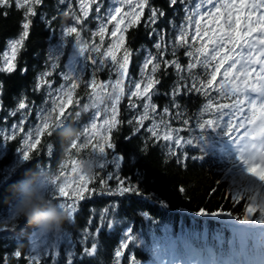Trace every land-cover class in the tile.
<instances>
[{"label": "snow or ice", "instance_id": "snow-or-ice-1", "mask_svg": "<svg viewBox=\"0 0 264 264\" xmlns=\"http://www.w3.org/2000/svg\"><path fill=\"white\" fill-rule=\"evenodd\" d=\"M78 2L77 13L71 7V0H56V14L69 17L72 23L62 26L61 43L49 48L44 70L38 73L31 88L34 95L42 91L44 99L38 105L35 100L27 102L22 96L17 108L9 112L10 116L15 117L19 111L20 120L10 126L9 134L0 132L4 142L15 140L17 131L25 133L22 125L35 110L36 123L22 137L23 147L18 152L19 159L26 164L32 159L30 153L41 144L45 134L48 137L59 134L61 129L69 126V118L74 116L78 119L83 113L95 109L90 121L78 129L79 139L67 145L65 152L68 159L63 163L57 162L58 171L50 172L48 165L37 164L41 171L51 176L46 186L48 197L74 221L80 210V202L93 196H150L141 192L138 183L120 175L125 156L116 153L113 132L126 124L131 132L125 140L146 134L141 141L140 151L147 153L150 148L159 146L165 158L181 169L186 170L190 162H202L206 157H218L226 165L223 178L229 181V185L224 197H231L233 205L244 200L243 214L234 216L231 211L222 208L212 212L202 208L196 213L197 216H224L230 218L225 223L235 220L240 225L264 226V0H195V3L192 0H168V7L174 9V17L180 11L184 13L179 25L174 18L168 21L176 32L170 42L166 40L167 30L156 27L166 13L153 5L151 0H112L107 8L105 0ZM65 4L69 5L67 10L60 11L59 6ZM178 4L181 6L179 9L176 8ZM43 5L44 0H0V9H11L13 6L17 10L23 9L22 31L18 38L8 41V51L3 54L0 73L16 72L18 55L25 48L33 25L32 18L38 15L37 7ZM146 9L148 16L145 19ZM2 14L6 17L8 12L3 11ZM39 15L50 34H54L51 24L57 15L51 19L43 11ZM142 21L149 39L156 37L152 45L156 53L143 49L146 54L137 80L129 77L133 50L127 47V33L134 27H140ZM92 22L96 23V28L91 30L90 38H86L83 33L89 30L88 24ZM65 37L73 38L68 70L57 72L68 43ZM106 37H109L107 47ZM181 48L188 58L186 64L179 59ZM168 56L171 58L166 59ZM80 58L93 66L88 80L84 79L82 69L77 73L76 65ZM169 68L173 70L175 79L167 92H161L157 87L161 83L157 73L168 75ZM197 68L200 72L194 71ZM104 70L115 73L116 79L99 80L97 74ZM27 71L26 66L20 68L21 75ZM56 76L61 78L58 85L55 84ZM125 81H128L127 91ZM82 84L87 96V102L83 105L80 103L81 97L76 94ZM2 95L3 83L0 82V105ZM126 95L127 108L132 115L127 121H121L119 105ZM159 95L168 97V104L162 109L153 101V97ZM191 95L202 97L204 103L189 115L187 105L181 98ZM73 105L76 110L69 111ZM102 114L104 118L98 126ZM146 121H150L147 127ZM174 122L179 126L174 127ZM3 146L4 143H0V158L5 155ZM89 146L91 149L87 158H73V150L78 155ZM108 150H111V155ZM52 152L53 145L49 143L47 155L51 157ZM134 155H129L130 161ZM69 161L72 164L71 173L78 176L75 181L60 170ZM109 166L113 170L104 175L96 171ZM97 179L99 183L96 187H89ZM113 180L114 185L109 183ZM178 190L181 194L186 191L183 186ZM216 192V189H212L209 195ZM118 203L110 201L98 218L90 209L87 224L77 241L74 242L67 232L50 236L34 231L29 252L24 254L17 248L12 256L17 260L23 258L26 264H39L41 254H51L55 264L60 244L65 243L69 246L66 264H73L75 245L79 243L82 246L81 257H95L100 232L111 231L114 226L123 223L122 219L117 218ZM158 203L162 208L168 207L164 200ZM139 214L146 220L152 219L147 212ZM93 219H97L95 229L91 228ZM20 220L12 205L7 218L0 219V232H15L18 227L23 230L27 223L24 221L21 225ZM232 226L238 234L248 231L235 224ZM121 236L112 255V264H143L130 250V245L135 248L145 245V241L133 233L130 224L122 229ZM90 237L92 243L88 246ZM216 239L221 246L219 255L215 248L208 245L206 237L203 246L198 248L188 238L174 239L169 236L163 244H155L152 251L159 264H230V261L223 260V240L220 237ZM240 246L242 254L246 246L243 236ZM126 252L128 256L125 261ZM4 259L6 261L7 254Z\"/></svg>", "mask_w": 264, "mask_h": 264}, {"label": "trees", "instance_id": "trees-1", "mask_svg": "<svg viewBox=\"0 0 264 264\" xmlns=\"http://www.w3.org/2000/svg\"><path fill=\"white\" fill-rule=\"evenodd\" d=\"M112 0H105V7L107 8ZM195 3V0H192ZM151 3L159 8H162L166 15L160 19L156 27L164 28L167 30V41H171L175 37L176 32L172 29L168 21L170 19L175 20V23L179 25L181 18L184 15L180 11L175 17L173 16L174 9L168 7V0H151ZM69 5H60L59 10H67ZM71 7L78 13L79 2L78 0H71ZM181 6H176L179 9ZM7 11L8 15L5 17L2 13ZM43 11L44 15L51 19L56 14V0H44L43 6L37 7L38 15L33 17V25L30 29V35L25 41V48L21 50L18 55L17 64L18 68L16 72L0 73V82L3 83V95L2 105H0V132L9 134L10 126L17 123L21 116L20 112H17L15 117L9 115L11 110L17 108L18 102L23 96L27 102L35 100L36 104H40L44 99V94L41 91L40 94L34 95L31 88L37 78L39 72L44 70L46 57L50 47H55L61 43L60 32L62 26H67L72 23L69 17L63 15H57V18L52 21L51 27L54 30V34H50L49 28L45 26V23L41 20L39 13ZM103 11V10H102ZM23 9L17 10L15 6L11 9H0V64L2 62L3 54L8 49V41L10 39L18 38L21 29ZM94 14V13H93ZM148 16L147 9L145 10V19ZM91 20V16L89 18ZM96 28V23L92 22L88 24V31L83 33V36L90 38L92 29ZM111 31V26L109 27ZM127 47L133 50V56L131 58V65L129 68V77L133 79L140 78V72L142 62L145 57L144 48H147L156 53V50L152 47L156 37L153 36L149 39L148 32L143 26L138 28H132L127 33ZM68 41L64 48L65 55L60 59V67L56 70L67 71V63L69 61V55L72 50L71 41L72 37H65ZM99 42V38H95ZM109 37L105 38V47H107ZM170 50V49H169ZM179 59L182 64L188 62V58L184 55V49L179 50ZM170 59L171 57H165ZM27 67L26 74L21 75L20 68ZM77 73L79 74L82 69V75L85 80L90 79V75L93 66L89 61L82 58L79 59V63L76 65ZM151 66H149V71ZM195 72H200L197 68ZM168 75L163 73H157V76L161 78V83L157 86L161 92H167L172 84L175 76L172 74L173 70L168 69ZM98 79L101 81H107L109 78L116 79L115 73H109L107 70L99 72ZM53 79V78H49ZM55 84L61 83L59 76L54 77ZM128 81L125 83L126 91ZM55 86V85H54ZM110 87V86H109ZM78 97H81L80 103L83 105L87 102V96L85 94V88L83 84L76 90ZM215 95V93H213ZM135 99V98H133ZM182 102L187 105L189 115L195 113L201 105L204 103V99L197 95H191L188 97H182ZM154 103L159 108H163L168 104V97L164 95L154 96ZM108 103V101H106ZM128 97L127 95L121 101L119 105V119L121 121H127L132 112L127 108ZM103 107V106H101ZM76 106L73 105L69 108V111H75ZM95 109H90L89 112L83 113L80 118L71 117L67 121L69 126L76 128L80 127L90 121ZM138 112L139 109H136ZM104 118L103 114L99 121ZM98 121V122H99ZM36 123L35 110L33 115L29 116L26 122L22 125L25 129V133L31 130L32 126ZM150 121L145 122V127L148 126ZM173 126H179L175 122ZM131 132V128L126 124L121 125L119 131L113 132V140L116 143V153L123 154L125 160L120 170L122 177H128L131 182L138 183L142 193L151 194L148 197L136 196L134 194L126 197H108V196H93L91 199L80 202V210L75 216L74 221L66 224L61 233L67 232L71 235L73 241H77L81 230L86 226L89 219V210L92 209L98 218L101 210L110 201H119L117 209V218L122 219L123 223L114 228L111 231H101L98 240V252L95 257H81L80 253L82 246L76 243L74 251L76 256L73 257V264H112V255L114 249L118 246L121 236V231L129 224L133 228V233L145 241V245L133 247L130 245V250L135 252L137 260L142 261L143 264H159L156 258V254L152 251L155 244H163L166 237H172L179 239L185 237L191 240L195 247H202L205 241V237L209 246L216 249L218 255L221 251L219 240L216 237H220L223 240V260L234 263L233 258H237L238 247H229L228 244L232 237V223H238L235 220H231L229 217L219 218H206L199 217L196 213L200 209H205L209 212L220 210L231 211L234 216L242 215L244 212L245 201L241 200L239 204L233 205L231 197L225 198L224 194L228 188L229 181L223 178V169L226 165L216 158L206 157L204 161L190 162L188 168L181 169L174 163L165 158V154L160 150L159 146L152 147L147 153L141 152V141L144 139L142 134L137 137H133L130 141L125 140ZM25 133L17 131L15 133V140H8L4 142L0 138V143H4L3 150L5 155L0 158V219H6L10 214V208L13 205V185L19 182L26 170L36 169L37 164L43 166L48 165L50 172H56L57 162L63 163L67 160V154L65 144L59 134H54L52 137H48L46 134L42 138V142L37 146V149L30 153L32 159L26 164L19 159L18 152L23 147V139ZM182 135H188V133H181ZM51 143L53 145L52 156L47 155V145ZM95 143V141H94ZM150 143V142H149ZM91 146L88 149H82L77 155L76 150H73L72 156L76 159H85L90 152ZM111 155V150H108ZM135 154L134 158L130 161L129 155ZM72 164L69 161L67 166L63 169L68 178L71 181L78 179V176L71 173ZM112 167L109 166L105 170L96 169L100 175H104L106 172L112 171ZM63 179V177H62ZM219 181V183H217ZM99 183L97 179L96 183L90 184L89 187H96ZM110 184L114 185L115 181H110ZM75 186V184H73ZM185 187V193L179 192V187ZM212 189H216L217 192L213 195H209ZM164 200L168 207L162 208L159 206V201ZM147 212L151 216V220L144 219L139 213ZM258 215V214H257ZM155 221V222H153ZM21 225L24 221H19ZM97 219H93L91 228L95 229ZM251 232L248 237V249L246 253V259L248 264H254L252 256L256 253H264V248L259 247L255 249L253 246L254 239L258 236L264 235V226L261 225H249ZM36 231L28 225L21 228H17L15 232H0V264H26V261L21 258L19 260L12 256V253L19 248V250L27 254L32 246L31 238ZM54 236V235H50ZM196 237H199L197 239ZM92 243L91 237L88 241V246ZM69 250V246L65 243H61L58 249L59 255L55 258V264H66V252ZM7 259L5 261V256ZM128 253H125V261L127 260ZM234 256V257H233ZM167 259V256L164 257ZM238 259V258H237ZM236 261V260H235ZM39 264H53V256L49 254L44 256L41 254Z\"/></svg>", "mask_w": 264, "mask_h": 264}, {"label": "clouds", "instance_id": "clouds-1", "mask_svg": "<svg viewBox=\"0 0 264 264\" xmlns=\"http://www.w3.org/2000/svg\"><path fill=\"white\" fill-rule=\"evenodd\" d=\"M79 136V131L72 126L59 131V137L67 145ZM50 180V174L38 167L26 170L23 178L13 185V211L36 232L59 235L71 218L48 197L46 186Z\"/></svg>", "mask_w": 264, "mask_h": 264}, {"label": "rangeland", "instance_id": "rangeland-1", "mask_svg": "<svg viewBox=\"0 0 264 264\" xmlns=\"http://www.w3.org/2000/svg\"><path fill=\"white\" fill-rule=\"evenodd\" d=\"M7 51H8V49H7ZM69 62V61H68ZM3 63V60H2V62H1V64ZM67 65H68V63H67ZM102 121H99L98 122V126H99V124L101 123ZM239 228H243V229H246V227H243V226H241V227H239ZM248 230V229H247ZM249 230L247 231V232H245V233H243V234H238V233H236V237H237V239L240 241L241 240V236H243V239L245 240V241H247L248 240V237H249ZM254 245L255 246H258V245H264V237H259L258 239H256V240H254ZM263 259V258H262Z\"/></svg>", "mask_w": 264, "mask_h": 264}, {"label": "water", "instance_id": "water-1", "mask_svg": "<svg viewBox=\"0 0 264 264\" xmlns=\"http://www.w3.org/2000/svg\"><path fill=\"white\" fill-rule=\"evenodd\" d=\"M126 82V81H125Z\"/></svg>", "mask_w": 264, "mask_h": 264}]
</instances>
